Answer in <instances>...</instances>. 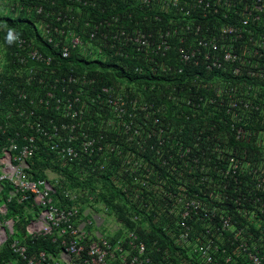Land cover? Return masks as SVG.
I'll list each match as a JSON object with an SVG mask.
<instances>
[{"label": "built area", "instance_id": "2783aa9c", "mask_svg": "<svg viewBox=\"0 0 264 264\" xmlns=\"http://www.w3.org/2000/svg\"><path fill=\"white\" fill-rule=\"evenodd\" d=\"M58 1L0 0L1 15L7 12L29 13L35 9L40 18L36 25L41 33L34 45L33 40L30 42L22 34H14L17 45L26 53V57L17 56L25 66L23 71L27 73V84L33 82L37 85L31 89L36 94L35 100L24 104L22 100L27 93L20 94L18 102L11 105L13 108L8 111V116L0 120V193L3 184L11 188L7 200L0 196V249L15 235V222L5 219V216L6 204L16 201L25 205L29 217L24 239L53 236V241H59L62 246L58 256L45 251L30 255L26 243L13 239L10 248L23 264H162L150 256L151 249H155V253L160 251L159 243L155 241L150 248L134 230H127L122 237L112 241L96 232H88L87 226L92 222H81V207L85 209L84 214L93 212L96 221L103 220L89 206L94 197L64 188L60 182L62 177L52 169L46 171V176L30 174V160L45 150L52 151L55 154L53 161L63 165L83 161V155L93 153L95 148L99 152L106 150L107 154L113 151L111 146V150L104 149L101 143L103 137L97 138L88 132V127L96 123H92L87 114L102 105V101L104 104L97 114L102 118L109 110L113 116L112 119H103L101 127L112 130L120 124L128 136L131 126L125 122L127 116L131 118V125L134 120L137 124L143 116L142 112L149 110V106L140 103L139 98H128L123 91H115L113 87H104L100 92L95 88L85 89V86H94L96 80L87 75H75L72 68L62 67L56 58L64 62L74 53L89 58L95 53L103 55L107 50L111 51V55H103L107 59L112 55L134 59L132 50H150L157 56H166L176 40L180 44L179 59L184 66L200 65L206 72L219 71L233 76V83L223 81L216 90L219 95L224 92L229 95L230 101L223 106H227L228 113L233 117L234 139H253L260 147L264 145V129L256 132L235 125L249 120L250 113L264 112L261 92L264 89V0H126L172 16L170 28L151 31L138 24L131 30L121 23L119 15L101 20L90 19V10L104 11L105 0H64L67 4L62 7ZM81 20H85L86 27L82 31L78 30ZM155 20L161 21V17L156 16ZM33 62L38 63L37 66L27 67ZM227 83H231L229 87ZM2 94L4 92L0 89V103ZM31 106L33 108L29 109ZM52 112L54 114H50ZM135 135L139 132L130 135L128 141H133ZM243 154L249 153L244 151ZM243 167L242 172L247 170L250 176H255V184H245L258 190L254 198L250 193L246 195L248 201L254 202V211L238 207L236 211L243 220L233 221L232 216H222L216 222L215 215L209 213L207 203L188 202L182 218L208 222L205 226L207 232L217 235L224 244L220 247L212 240L197 244L190 235V227L182 221L184 230L167 231L183 245V249L193 252V257L182 258L180 264H221L216 256L228 251L232 253L226 262L237 257L236 263L242 264L239 257L243 254L247 264H264V236L255 235L248 224L257 218L264 221V165L254 162ZM215 168L217 176L230 178L237 185L242 184L239 178L241 163L235 156L229 158L224 170L222 166ZM259 194L261 197L257 196ZM240 200H235V203L239 204ZM65 202L67 204L62 206L61 203ZM70 203L74 205L70 206ZM105 215L107 217L106 212ZM0 264L14 263L7 261Z\"/></svg>", "mask_w": 264, "mask_h": 264}, {"label": "trees", "instance_id": "16d2710c", "mask_svg": "<svg viewBox=\"0 0 264 264\" xmlns=\"http://www.w3.org/2000/svg\"><path fill=\"white\" fill-rule=\"evenodd\" d=\"M105 1L104 11L90 10V19L94 17L101 20L119 15L121 23L131 30L136 24L149 31L171 27L172 16L159 13L153 7H142L126 0ZM65 4L67 2L64 0L58 1L61 7ZM156 16H160L161 21L155 20ZM39 19L35 9L29 13L0 14V89L5 94L3 104L0 105L1 121L9 114L14 82L25 70L17 54L26 57V53L17 45L14 34H22L30 42L33 40L34 45L35 39L41 35L36 25ZM84 23L85 20H81L78 30L86 29ZM179 46V42L175 40L166 56H157L150 50H132L134 59L112 55L107 62H103L90 61L89 58L74 53L70 59L62 62V67L72 68L75 75H87L96 80L94 86H85V89L95 88L100 92L104 87H113L117 91L123 90L128 98H139L140 103L149 106V110L142 112L143 116L141 120L138 119L137 124L134 120L131 125V118L127 116L125 122H129L131 126L129 136L134 135L135 131L139 132L133 141H128L129 136L123 131L124 127L119 126L118 120V127L115 129L101 127L103 119H112L113 116L108 110L100 118L97 111L103 105L98 110L97 107L93 108L87 114L88 119L96 123L88 127V132L97 138L103 137L101 143L104 149L113 148L110 154L106 150L99 152L95 148L93 153L83 155V161L65 163L63 166L62 162L53 161L50 155H46L45 148V151L29 162L31 175L46 176V171L52 169L62 177L60 182L64 188L94 197L92 202L101 206L96 210L106 212L107 217L113 216L119 225V231L108 237L109 240L122 237L127 230H134L150 248L157 241L160 251L155 253V249H151L150 256L155 262L162 264H180L182 258L193 257L192 251L183 249V245L176 242L175 237L167 234L168 230H184L181 227L182 221L190 227V235L197 244L212 240L218 246H223L224 242L217 235L207 232L205 226L208 222L182 218L186 204L191 201L207 203L209 213L215 215L216 222L222 216H232L233 221L243 220L236 209H255L254 202L248 201L246 195L250 193L254 198V193L258 192L255 186L245 185L255 184L256 180L247 170L242 172L245 169L243 165L254 162L264 165V145L259 147V143L253 139H234L235 123L227 106H223L230 101L229 95L225 92L219 95L216 90L223 81L233 83V76L219 71L209 73L200 65L184 66L179 59ZM106 55H111V51L107 50ZM227 84L229 87L230 84ZM261 92L264 96V89ZM235 126L259 132L264 129V112L250 113L249 120ZM244 151L249 154L244 155ZM232 156L241 163V185L230 178L217 176L218 170L215 167L222 166L224 170ZM204 179L207 181L203 182ZM58 191L60 196L59 188ZM10 192L9 185L3 184L0 196L7 200ZM257 196L261 197V194ZM237 199H241L239 204L235 203ZM61 204L63 206L67 202ZM6 207L5 219L15 222V235L0 249V262L23 264L10 248L13 239L26 243L30 255H37L42 251L55 256L60 254L62 246L59 241H53V236L41 235L24 239L29 221L25 205L13 201L6 204ZM81 211L79 219L86 222L89 215L84 214L83 207ZM135 217H138L137 221ZM248 224L251 232L264 236L263 220L257 218ZM231 253L228 251L218 254V262L237 264V257L231 262L225 261ZM239 258L240 263L247 264L243 254Z\"/></svg>", "mask_w": 264, "mask_h": 264}, {"label": "clouds", "instance_id": "9594fccd", "mask_svg": "<svg viewBox=\"0 0 264 264\" xmlns=\"http://www.w3.org/2000/svg\"><path fill=\"white\" fill-rule=\"evenodd\" d=\"M5 15H8L9 13L7 12V13H4ZM67 60V59H66ZM65 61V60H64ZM56 62L57 63H62V59H59V58H56ZM36 62H33V63H31V64H29V65H27V67H33V66H37V64H35ZM26 76H27V73L25 72V71H23V74L22 75H19V78H17V81L16 82H14V89H12V92H11V96H10V102H11V105H13L14 103H16V102H18V100H17V96H19L20 94H25V93H27V95H26V98L24 99V100H22V103H28L30 100H35V95L36 94H34L32 91H31V89H35V87H36V83H33V82H31V84L30 85H28L27 84V78H26ZM110 88V87H109ZM114 89V88H113ZM18 91V92H17ZM115 91H117L116 89H115ZM119 91V90H118ZM121 91H123V90H121ZM5 95V94H4ZM3 94H2V96H1V98H2V103H0V105L1 104H3V96H4ZM14 102V103H13ZM101 104L103 105L104 103H103V101L101 102ZM23 104H21L20 106H19V108H21V106H22ZM100 105H98L97 106V110H98V107H99ZM17 107V106H16ZM12 108H13V106L10 108V110H12ZM18 108V107H17ZM31 108H33V106H31V107H29V109H31ZM10 112V111H9ZM2 138V137H1ZM45 154L46 155H50V158L53 160L54 159V153L52 152V151H50V150H47V151H45ZM63 165V164H62ZM64 166V165H63ZM63 168V167H62ZM49 170V169H48ZM89 206L91 207V208H93L94 210H95V212H97L98 214H104L105 212H103V211H97L96 209L97 208H101V206H100V204H98V203H93V202H89ZM83 211H85V209L83 208ZM103 212V213H102ZM86 215H89V219L86 221V222H89V221H91L92 222V224L90 225V226H87V231L88 232H91V233H94L95 231L94 230H92V228H93V221L92 220H90L91 219V217H93V212L92 213H89V214H86ZM104 218V217H103ZM81 222H85V221H81ZM96 222H98V221H96ZM119 227V226H118ZM111 237V236H110ZM108 239V238H107Z\"/></svg>", "mask_w": 264, "mask_h": 264}, {"label": "crops", "instance_id": "0c3cea01", "mask_svg": "<svg viewBox=\"0 0 264 264\" xmlns=\"http://www.w3.org/2000/svg\"><path fill=\"white\" fill-rule=\"evenodd\" d=\"M99 216L105 217V218H103V220H101V221L96 222V220L93 217H91L90 220H92L94 223L92 230H94L97 233V235H99V236H103L106 238L113 236L119 230V227L114 225V227L112 228L110 220L108 219V217H106L105 213L99 214ZM98 220H100V219H98ZM104 227L108 228L110 230V233L105 235V233L102 231V229Z\"/></svg>", "mask_w": 264, "mask_h": 264}, {"label": "rangeland", "instance_id": "374dc122", "mask_svg": "<svg viewBox=\"0 0 264 264\" xmlns=\"http://www.w3.org/2000/svg\"><path fill=\"white\" fill-rule=\"evenodd\" d=\"M89 59H90V61H103V62H107L108 61V59L105 56H103V55H101L99 53H95L93 56H90ZM112 217L111 216L108 217V219L110 220V223H111V227L113 228L114 225L119 226L118 223L116 222V220L114 218H112ZM102 231L105 233V235L110 233V230L108 228H106V227H104L102 229Z\"/></svg>", "mask_w": 264, "mask_h": 264}]
</instances>
